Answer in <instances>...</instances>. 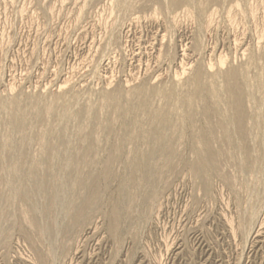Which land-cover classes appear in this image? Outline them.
Returning <instances> with one entry per match:
<instances>
[{
  "label": "rangeland",
  "instance_id": "obj_1",
  "mask_svg": "<svg viewBox=\"0 0 264 264\" xmlns=\"http://www.w3.org/2000/svg\"><path fill=\"white\" fill-rule=\"evenodd\" d=\"M171 2L0 0V116L4 119L0 120V176H8L12 170L10 164L3 165L10 159L11 148L6 145H17L26 134L11 130L8 104L13 100L19 99L23 105L27 100H36L43 108L53 105L56 114L62 113L64 102H70L74 111L90 103L89 107L101 108L99 123L94 125L98 150L88 159L89 168L83 171L86 175L93 172L96 177L112 146H120L112 164L113 176L108 181L99 179L100 203L83 224L73 226L67 216L68 200H80L85 194L81 187L69 182L72 187L67 185L68 191L74 190L60 194L54 215L47 217L40 209L36 212L44 218L49 232L42 239L22 216L23 202L18 200L9 207L17 220L0 222V264H264V128L253 123L258 105L250 97L246 101L252 115L249 119H253L248 122L253 131L249 146L257 150L255 155H261L260 170L242 173L235 166L224 164L222 174L233 179L232 185L214 176L210 189L205 191L189 168L195 157L192 128L183 118V136L176 144L174 169L159 170L157 192L146 186L135 198L121 203L116 231L109 227L112 211L121 201L129 165L138 157L137 152L146 147V127H130L128 112L112 117L105 92H116L124 99L135 89H170L182 84L179 93L187 94L190 88L186 83L197 73L202 82L222 85L219 73L231 67L246 74L249 94L254 90L256 93V85L264 80V0H182L176 7ZM200 5L205 8L203 13ZM255 93L256 99L264 98L260 90L258 96ZM207 98L211 106L216 103L210 96ZM229 101L227 97L226 102ZM33 110L26 113L30 122L35 120V131L27 133L33 137L30 157L25 161L28 166L42 160L45 143L37 137L50 130L53 134L44 139L48 141L63 131L54 115L36 121L38 110ZM106 119L113 121L114 131L105 138L101 127ZM56 122L60 127L53 125ZM198 126L204 127L205 123L199 122ZM68 127L72 132L73 127ZM131 131L140 135L136 144L129 140ZM43 165L40 166L47 169ZM57 167L53 170L58 171L59 178L51 179L60 181L64 169ZM55 184L58 187V182ZM3 187L0 195L10 196V187Z\"/></svg>",
  "mask_w": 264,
  "mask_h": 264
},
{
  "label": "bare ground",
  "instance_id": "obj_2",
  "mask_svg": "<svg viewBox=\"0 0 264 264\" xmlns=\"http://www.w3.org/2000/svg\"><path fill=\"white\" fill-rule=\"evenodd\" d=\"M155 1H157L158 3L165 2V0ZM194 1L197 2V0ZM205 1L218 3L221 0ZM179 2H182V0H172V7H176ZM199 9L202 13L205 11L203 5H200ZM148 68L150 67L148 66ZM219 75H221V79L223 80L222 85H214L212 83L202 82L200 73H197L195 77H193L189 81L187 80L188 82L186 83V85H188V87L190 88L187 94L179 93V89L182 87V84H176L174 88L171 87L170 89L155 87L154 89H147L148 87L144 88L143 86H141L143 88L138 87L139 89L137 88V91H135L136 89L133 90L134 92L130 93V95L127 94L128 96L124 97V99H122V97L116 92H105V94H103L107 107L111 110L112 117L123 116V114L128 112L131 116V124L129 125L130 127L139 125H143L146 127V135L143 137L146 147L145 149L137 152L138 157L133 163H131V165H129L130 167L128 176L125 178L124 183L121 187V201L116 204L111 214V225L109 227L113 232H115L117 229V223L121 214V203L125 202L126 200L129 201L133 199V197L135 198L137 193H141L142 188L146 186L150 187L151 190L154 189L153 191L157 192L155 186H158L159 179L156 175L159 173V170L165 168L170 172L174 169L175 166H173V161L176 155V144L179 140H181V137L183 136V132L180 131L183 130V128H181V121L183 118L189 121L192 128L191 140L192 149L195 157L190 162L189 168L192 174L201 180L202 186L205 191H208L210 189L211 180L214 176H220L226 182V184H228L229 186L232 185L233 179L229 175L226 176L227 174H222L224 164H231L242 173L250 170L253 171L256 168L259 169L258 164L262 161H258L260 160L259 157H261V155H259V157L257 156L258 154L255 155L257 153V150L255 151L254 148L253 151L251 149L252 147L249 146L252 144L250 138L253 135V131L251 132L252 128L249 127L251 124L249 123L252 122L253 119H249L252 115H249L246 101L248 97H250V101L256 100L258 105V112L256 115V119L253 121V123L255 122L256 125L259 124L258 126L264 128V98L256 99L254 96L255 90H252L254 93H252L251 91L252 94L248 93L250 81L242 70L235 67H231L226 71H222L221 73H219ZM256 86H258L260 93L264 95V80L259 81L258 85ZM258 89L257 91H259ZM258 94L259 93H257V96ZM208 96H210L212 100L215 99L216 103L213 102V106H211L208 100H206ZM227 97L230 98L229 103L226 102ZM89 99L91 100V98ZM158 99L162 100L164 103H162V101H158ZM27 101L29 102V104ZM27 101H24L27 102V105H23V101L20 103L19 99L18 101L13 100L8 104V107L10 108V110L8 111L11 112L10 125L12 128V132L18 130V132L21 131L26 134L21 140H19L17 145L8 144L7 142L4 144H8L6 146L11 148V151L10 159L6 161V163L3 165L10 164L12 170L8 174L9 177H3L4 173L2 176H0V188H2L3 186H8L10 187L12 194H10V196L0 195V222L8 220L11 223H16L17 216L13 214L9 207L13 206L16 201L20 200L25 205V209H22L23 211H21L22 216L23 214L25 215V218L30 224V226L33 228V230L37 232V234L40 235V238L42 239L44 234L49 232H47L48 228H46L43 224L44 218L42 220L40 216L36 214V212H38L37 210H42L43 214L47 217L54 215L53 213L57 208L59 199L61 197L60 194H68L69 191H73L74 189L68 191V189L70 188H67V185L73 183V186L76 185L78 187H81L85 191V194L83 197L80 198V200H76V198L68 200L67 210L69 211L70 215L67 216H69V220L70 222H72L73 226H75L76 224H80L83 221L85 222L86 219H88L90 212L96 208L101 197L102 192L100 191L99 179L108 181L113 176L112 164L113 161L118 158L120 146H112L109 158L105 161V163L103 164V169L101 168L102 170L100 171V173H98L96 177L94 176L95 174L93 172L89 173V175H86L83 173V171L86 168H89L90 160L88 159L92 155H96L98 150V145L96 144V142L98 141L94 140V134L97 133V131L95 132L94 125L96 123H99V112L101 108L96 105L89 107L91 106L90 103V105L88 104V107H81L79 108L80 110L77 109V111H74V109L71 108L72 106H69V104H71L70 102L69 104L64 102L63 104H61L62 113L56 114V112H54L55 108L53 105L49 107L46 106L43 108V106H40L39 101ZM5 104L7 105V102H5ZM3 109H5V105ZM31 109H35L36 111L38 110V112L35 113L37 115L34 116L36 117V121L43 120V118L48 114L54 115V118H58L59 122L63 126V129L61 128V130L63 131L59 135L57 133V137L52 138V140L48 141H44V139H46V136H51L50 134H53L52 131L49 130L46 133L42 134L41 137L38 136L37 139L40 138L38 140L40 142L45 143L43 144L44 153L42 156V160H40V162L38 163H34V165L32 166H28L25 161L27 158L30 157V148L33 141V137H31L30 135L28 136L27 133H33V131H35L33 129L35 120L33 122H30L29 119H27L28 114H26L27 111L29 113ZM5 111L6 109L4 110V112ZM109 116L110 115H108V119L112 120L111 116ZM0 118L2 117L0 116ZM108 119H106V124L103 123L104 125L101 127L102 132L105 134V138L109 137L114 131L112 125L113 121H108ZM0 120L4 119L2 118ZM249 120L251 121L249 122ZM1 122L2 121H0V123ZM199 122H204L205 126L199 127ZM53 125H57V127H60L58 123ZM69 125L73 127L72 132L74 133L68 130ZM54 133L56 134V132ZM21 134L22 133H20V135ZM73 134L74 136L75 134L78 135L79 138L76 136L74 137ZM72 136L73 138H76V140H74ZM139 138L140 135L134 133V131H131L129 135V140L131 143L136 144L139 141ZM231 151H234V154H232ZM159 159H162L163 161L158 162ZM42 163H44L47 169H43L40 166L42 165ZM57 166L64 169V171H62L61 173L62 175L60 176L62 179H60L62 185L59 180L55 179L56 182H58L59 184L58 187H56V182L54 183L55 180L51 179L53 177L59 178V173H56L58 171L53 170ZM1 171L2 169L0 170V172ZM253 172H255V170ZM1 174L2 172L0 173V175ZM5 191L7 190L5 189ZM155 192L153 193L155 194ZM150 197L149 199H151ZM44 199L47 200L46 204L43 203ZM142 199L144 200V198ZM145 202L148 203V200ZM25 218L23 219L25 220ZM64 225L66 226V224ZM64 225L63 227H65ZM52 233L55 234L54 232ZM253 237L256 238L255 236ZM32 239L34 240V238ZM38 255L41 256V254ZM40 256H38V258H41ZM38 261L40 263V259Z\"/></svg>",
  "mask_w": 264,
  "mask_h": 264
}]
</instances>
